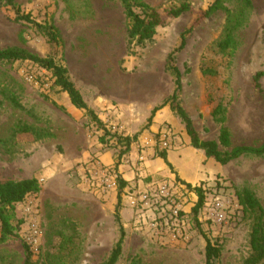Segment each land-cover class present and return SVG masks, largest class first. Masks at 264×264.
Wrapping results in <instances>:
<instances>
[{
  "label": "rangeland",
  "instance_id": "374dc122",
  "mask_svg": "<svg viewBox=\"0 0 264 264\" xmlns=\"http://www.w3.org/2000/svg\"><path fill=\"white\" fill-rule=\"evenodd\" d=\"M135 1L155 8L165 19L144 47L128 45L121 0H15L22 13L59 30V46L50 45L31 25L16 22L13 9L0 0V49L18 47L63 64L110 134L108 142L101 143L105 132L74 108L66 94L52 88L45 70L31 62H0V85L15 87L26 109L15 110L9 103L0 106V139H8L19 122L50 133L42 140L19 136L10 149L0 146V183L37 179L41 186L37 195L16 205L15 235L0 242V264L26 260L23 231L31 218L25 213L30 203L38 209L43 232L39 252H32L34 264H101L118 242L121 227L125 238L117 264H131L134 258L142 264H205L207 239L221 251L216 264H246L250 257L254 218L239 196L245 190L252 192L264 209V157L242 156L226 166L204 158L191 146L184 123L171 110L165 112L169 105L149 121L175 88L167 70L174 53L176 67L183 73L189 70L182 78L178 102L199 138L218 141L221 125L212 112L222 105L232 147L264 143V100L254 87L256 75L263 73L264 89V0H221L239 18L235 46L227 52L218 48L227 13L219 10L205 17L217 0ZM183 3L192 10L179 18L168 17L171 8ZM191 28L180 49L183 34ZM115 135L137 136L132 143L136 149L122 154L126 148L114 142ZM141 139H145L143 147ZM163 151L176 155L172 169L161 164L159 170L156 165ZM95 161L116 175L115 189L103 193L89 177L88 168ZM178 173L188 182L207 174L204 181L191 184L204 188V202L195 215L199 194L182 196L177 190L184 217L181 237L156 239L146 227L148 212L139 214L133 201L165 183L186 186L175 177ZM120 181L126 187L118 221ZM217 201L219 211L213 209ZM216 212L224 215L221 223Z\"/></svg>",
  "mask_w": 264,
  "mask_h": 264
},
{
  "label": "trees",
  "instance_id": "16d2710c",
  "mask_svg": "<svg viewBox=\"0 0 264 264\" xmlns=\"http://www.w3.org/2000/svg\"><path fill=\"white\" fill-rule=\"evenodd\" d=\"M5 5L11 7L15 14L16 22L26 23L31 25L47 42L52 46H59L62 43V37L59 30L49 23H38L33 18L31 13H22L21 7L15 2V0H1ZM124 7L126 17L128 20L127 28V42L128 45L144 47L146 44L153 41L156 36L157 29L164 24V18L162 14L155 8L135 0H121ZM192 6L188 3H183L178 7L171 8L167 15L170 18H179L183 14L190 12ZM219 10H224L227 13V25L225 28L224 38L219 42L218 48L221 52H227L235 46V32L239 27V18L235 13L226 9L221 0H217L206 12L205 17H210L214 13H218ZM192 30L185 32L182 37V43L180 49L184 47L185 37ZM179 49V50H180ZM0 62L1 63H15V62H31L42 70L49 73L51 77L52 88L56 92L64 93L67 95L71 105L78 110L85 112L86 116L90 118L92 122L96 124L98 129H102L105 135L100 138L101 143H107L106 136L110 134L104 129L103 122L99 117L91 110L85 102L82 94L77 89L73 81L70 79L68 69L58 63L53 58H42L31 54L27 50L10 47L0 49ZM171 76L174 78V90L171 97L165 101L163 105L154 109L150 117L149 124L151 123L156 111L169 105L170 110L177 116L185 125L187 135L190 137L191 146L199 151L204 152L208 159H213L217 163L226 166L232 161H235L242 156L264 157V143L259 146H237L232 147L231 135L226 123V109L222 105H218L212 112V117L215 122L221 125L218 141H203L199 138L196 132L191 118L187 115L186 111L179 104V94L182 90V78L189 70L186 69L185 73L181 72L175 65V56L172 53L168 59V68ZM263 73H258L254 79V87L263 97L264 89L260 85V79ZM0 106L4 103H9L15 110L25 111V107L19 99L15 87L10 85H0ZM22 135H32L36 140H42L50 137V133L42 129L35 128L26 123L19 122L13 129L11 136L8 139H0V146L7 149L13 148L16 145V139ZM114 142L118 145L125 146V151L122 154H128L131 151L132 143L136 140L134 138L123 137L121 135H115L112 137ZM116 138V139H115ZM163 159L165 163L172 169V165L167 160V152L163 151L157 155ZM119 195L118 206L116 209V218L120 221V205L122 192L126 187L124 181L119 182ZM189 189L192 188L190 184H185ZM41 191L40 183L37 179H28L22 181H7L0 183V225H1V239L0 242H6L9 238L15 235V229L12 220L15 218V207L17 204L23 203L28 197L37 195ZM199 194V202L194 209L196 215L198 209L202 207L204 202V194L201 189H197ZM240 203L244 209L251 215H253L254 223L252 232L250 235V248L251 255L246 261V264H261L264 261V209L259 203L255 195L245 190L240 196ZM120 238L114 245L109 258L101 264H117L121 258L125 233L124 229L120 228ZM26 260L24 264H34L32 261V251L25 244ZM220 249L211 243L210 240H206L205 248V264H216L220 258ZM131 264H142L138 258L131 260Z\"/></svg>",
  "mask_w": 264,
  "mask_h": 264
},
{
  "label": "built area",
  "instance_id": "2783aa9c",
  "mask_svg": "<svg viewBox=\"0 0 264 264\" xmlns=\"http://www.w3.org/2000/svg\"><path fill=\"white\" fill-rule=\"evenodd\" d=\"M163 141V146L165 148L169 147L166 135H163ZM88 172L90 174L89 177L101 188L103 193L116 188V175L110 168L103 166L98 161H95L88 168ZM197 189L204 191L201 186L189 189L184 185L165 183L159 188L140 193L137 200L133 201V206L139 214L148 212L146 227L156 239H165L167 237L171 240H177L181 237L182 225L184 224L181 197H178L177 194L180 192L182 196H189L193 195V193H198ZM220 208L221 204L217 201L213 205V209L219 211ZM25 213L26 216L31 218L27 219L26 228L23 231V239L33 253H38L43 238V232L40 229L37 217L39 212L37 207L30 203ZM216 219L221 223L224 220V215L216 212Z\"/></svg>",
  "mask_w": 264,
  "mask_h": 264
},
{
  "label": "crops",
  "instance_id": "0c3cea01",
  "mask_svg": "<svg viewBox=\"0 0 264 264\" xmlns=\"http://www.w3.org/2000/svg\"><path fill=\"white\" fill-rule=\"evenodd\" d=\"M75 108V107H74ZM165 112H168V114H171L170 113V109H166L165 108ZM152 141V140H151ZM149 142V143H148ZM151 144V142L149 141V139L148 138H146V144ZM140 145L143 147V146H145V139H141V141H140ZM133 149V151L136 149V148H132ZM131 152V154L133 155L134 154V152ZM193 151L195 152V150L194 149H192L190 152L192 153V154H194L193 153ZM204 153V152H203ZM176 155L173 153H167V160H168V162L170 163V164H175V163H173V161H172V159H174V157H175ZM205 156V155H204ZM178 158V157H177ZM204 158H206V159H208L206 156L204 157ZM176 160V159H175ZM165 161L163 160V159H161V158H158V161H157V163H156V165L157 166H159V170L162 168L161 166V164H164V168H166L167 169V167H168V165L167 164H165L164 163ZM198 163V162H197ZM198 165H199V168H201L202 170H203V166L200 164V163H198ZM176 167V166H175ZM162 170V169H161ZM154 172V171H153ZM164 173H165V171H164ZM175 177H177V179H179V180H183V181H185L186 182V184H192V185H196V184H199L200 182H202V181H204L206 178H207V174H204L202 177H199L197 180H195L194 182H188V181H186L183 177H181L180 175H179V173L175 176Z\"/></svg>",
  "mask_w": 264,
  "mask_h": 264
}]
</instances>
